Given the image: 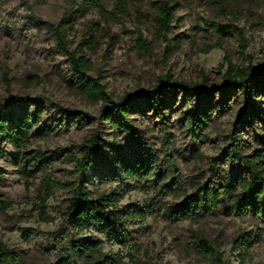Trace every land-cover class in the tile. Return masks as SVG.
<instances>
[{
  "label": "rangeland",
  "instance_id": "1",
  "mask_svg": "<svg viewBox=\"0 0 264 264\" xmlns=\"http://www.w3.org/2000/svg\"><path fill=\"white\" fill-rule=\"evenodd\" d=\"M85 1L0 0V102L10 100V129L27 115L32 127L21 149L0 138V242L21 255L19 264H59L79 239L102 243L100 255L114 257V264H216L217 257L264 264V218L253 211L239 215L232 199L243 193L237 182L250 177L241 157L264 155V89L255 86L247 104L242 92L225 86L229 63L264 66V0H171L175 15L166 39L158 35L154 0H123L119 7L118 0H99L103 11L87 7L68 24L69 49L90 62L87 75L104 87L109 106L163 80H206L213 89L208 96H168L162 116L145 101L135 103L130 126L156 166L139 180L127 177L117 158L120 150L134 160L140 146L102 115V101L79 90L72 60L57 50L51 27ZM197 107L212 110L199 138L186 120ZM94 137L104 143L103 154L80 175L83 148ZM76 187L93 201L107 197L109 211L142 212L137 220L123 217L126 245L112 246L94 230L78 233L69 225ZM209 187L228 190L218 211L175 219L188 197ZM200 239L213 254L202 251Z\"/></svg>",
  "mask_w": 264,
  "mask_h": 264
},
{
  "label": "trees",
  "instance_id": "2",
  "mask_svg": "<svg viewBox=\"0 0 264 264\" xmlns=\"http://www.w3.org/2000/svg\"><path fill=\"white\" fill-rule=\"evenodd\" d=\"M157 11V23L159 26L158 35L166 39L171 31L175 8L171 4V0H154ZM123 5V0H118L117 7ZM87 7L100 8L99 0H86L83 5L64 18L58 25L52 26L51 30L57 39V50L72 60V72L75 83L79 90L94 98L102 101V115L109 121L121 128L128 136H131L132 141H136L140 146L141 151L134 160L128 159L120 150L117 158V165L122 167L127 177L133 180L150 177L156 170L155 162L146 152V146L140 142L135 136L133 128L130 126V115L135 111V103L137 101H145L146 104L154 110L158 115L162 116V110L166 105L168 96H174L178 92L182 95L191 96H208L213 93V89L208 86L205 80L201 84H170L168 80L161 81L153 90L138 92L134 95L125 97L120 103L109 106L111 100L106 94L104 87L87 73L91 71L90 62L84 57H78L75 52L70 51L68 42L67 26L70 23L73 25L77 18L82 15ZM34 21H36L34 19ZM37 23L43 24L37 20ZM139 46L148 51V44L142 40L138 41ZM225 86L230 90H237L243 93L246 98V103L249 104L253 95V88L260 86L264 89V66L258 69H242L233 66L229 63L225 75ZM43 98H37L35 101H41ZM17 101V98H11ZM27 99H23L25 101ZM10 100L0 102V138L8 137L11 143L21 149L22 145L29 141V135L32 127L29 124L31 116L27 115L23 118L20 125L13 129L9 128L12 123V116L7 112V105ZM197 112L194 115L187 114L186 120L189 124V130L195 138H199V133L205 127L208 115L212 110ZM66 117L72 114L69 111H64ZM84 115L79 114L78 118L82 119ZM104 143L98 137H94L83 148V158L78 162L77 171L80 175H84L91 167L95 159L103 154ZM236 155H241L239 149L234 150ZM5 155V151L0 148V157ZM245 160L248 165L250 177L248 180L237 182V186L243 191L242 194L233 196V210L239 215H247L249 211L260 215L264 218V155L263 153H255L253 161ZM236 183V182H235ZM228 190L222 187H209L201 192L197 197H188L183 203L181 209L175 213L176 220L195 219L207 210L216 212L220 208L218 200L227 193ZM91 194L81 187L74 189V197L70 207L66 211L69 225L78 233L87 231H96L102 235L107 242L112 246H124L129 240L127 235L126 224L123 217L139 219L142 218V212L126 207L109 211L111 207L108 204L109 199L105 196L100 197L99 201L90 199ZM5 205V204H3ZM102 243L97 241L79 239L70 243L69 252L63 255L59 264H114L115 258L112 256L102 257L100 250ZM199 246L206 255L214 253L211 245L204 239L199 240ZM21 255L13 253L0 242V264H19ZM216 264H229L217 257Z\"/></svg>",
  "mask_w": 264,
  "mask_h": 264
}]
</instances>
